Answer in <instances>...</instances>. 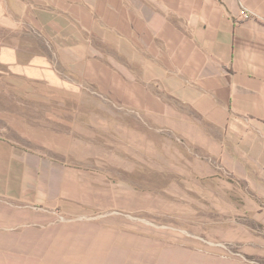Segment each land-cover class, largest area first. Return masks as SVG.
I'll use <instances>...</instances> for the list:
<instances>
[{
  "label": "crops",
  "instance_id": "0c3cea01",
  "mask_svg": "<svg viewBox=\"0 0 264 264\" xmlns=\"http://www.w3.org/2000/svg\"><path fill=\"white\" fill-rule=\"evenodd\" d=\"M242 6L264 15V0H0V212L21 208L0 226L60 202L57 171L83 137L82 108L63 99L86 97L115 53L118 83L191 112L199 158L264 196V22ZM152 36H174L183 58L169 66Z\"/></svg>",
  "mask_w": 264,
  "mask_h": 264
},
{
  "label": "rangeland",
  "instance_id": "374dc122",
  "mask_svg": "<svg viewBox=\"0 0 264 264\" xmlns=\"http://www.w3.org/2000/svg\"><path fill=\"white\" fill-rule=\"evenodd\" d=\"M155 37L175 66L174 36ZM114 57L90 74L86 97L63 99L82 108L77 161L57 171L55 208L24 207L0 226V264H264V196L215 155L199 158L191 112L118 83ZM7 206L1 215L21 210Z\"/></svg>",
  "mask_w": 264,
  "mask_h": 264
},
{
  "label": "built area",
  "instance_id": "2783aa9c",
  "mask_svg": "<svg viewBox=\"0 0 264 264\" xmlns=\"http://www.w3.org/2000/svg\"><path fill=\"white\" fill-rule=\"evenodd\" d=\"M240 17L241 19H249V18H255L262 22H264V15H258L255 12L249 10L247 7L242 6L240 10Z\"/></svg>",
  "mask_w": 264,
  "mask_h": 264
}]
</instances>
